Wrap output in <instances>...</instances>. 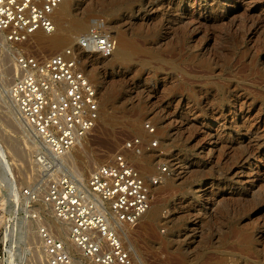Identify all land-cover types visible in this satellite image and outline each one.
<instances>
[{
  "label": "rangeland",
  "instance_id": "rangeland-1",
  "mask_svg": "<svg viewBox=\"0 0 264 264\" xmlns=\"http://www.w3.org/2000/svg\"><path fill=\"white\" fill-rule=\"evenodd\" d=\"M74 3L75 14L87 21L80 37L99 21L116 43L125 33L136 46L125 61L89 57L105 65L91 76L100 92V121L84 141V155L74 149L63 161L87 180L131 139L144 142L141 155H128L159 212L131 228L134 264H264V0ZM75 44L48 51L32 39L0 41V149L12 171L0 160V256L13 247L16 264L35 262L27 249L36 246V225L29 237L21 238L19 229L25 193L39 201L44 190L34 159L39 147L6 97L14 79L12 58L46 59ZM90 65L84 64L86 70ZM79 156L93 165L84 166ZM133 156L150 161V172ZM164 167L166 176L154 184ZM13 228L16 236L6 240ZM8 256L0 264H8Z\"/></svg>",
  "mask_w": 264,
  "mask_h": 264
},
{
  "label": "built area",
  "instance_id": "built-area-1",
  "mask_svg": "<svg viewBox=\"0 0 264 264\" xmlns=\"http://www.w3.org/2000/svg\"><path fill=\"white\" fill-rule=\"evenodd\" d=\"M66 1L0 0V41L18 45L38 31L53 33L55 12ZM114 50L111 35L102 22L94 21L74 46L50 58L25 54L12 58L14 79L6 97L16 119L26 126L39 147L34 159L44 190L39 201L35 193H25L23 220L33 221L37 231L36 246L30 250L33 264H82L71 257L66 244L47 226L35 222L38 217L33 210L37 203L68 226L69 240L88 264H134L126 231L146 214L151 198L147 182L128 154L141 155L144 142L131 139L124 151L112 162L95 168L87 180L75 176L63 163L100 121L98 91L87 75L83 56L109 59ZM146 128L154 133L150 126ZM167 172V167L160 169L153 183H160ZM2 253L1 262L9 251Z\"/></svg>",
  "mask_w": 264,
  "mask_h": 264
},
{
  "label": "bare ground",
  "instance_id": "bare-ground-1",
  "mask_svg": "<svg viewBox=\"0 0 264 264\" xmlns=\"http://www.w3.org/2000/svg\"><path fill=\"white\" fill-rule=\"evenodd\" d=\"M186 1H188V0H186ZM115 6H116V4H115ZM75 8H76V6L74 3V0H68V1L64 2L63 4H61L59 6V8L57 9V11L55 12V15H54V22H55V26H56L55 31L53 33H50V34L44 33L43 31H38L30 39L35 41V43H37L38 45L46 48L48 51H57V50H59V48L63 47L66 43H68L70 40H74L75 42H77L79 37H80L79 34L81 32H85V30L87 29V21H85L84 18H81V17L77 16V14H75V12H74ZM112 35H113V37L112 36L111 37L115 42V50L113 52L114 57L119 58L120 61L127 60L129 58L128 57L129 51H131L132 49L134 50L136 48L135 44L126 36L125 33L119 34L117 43H116V39L114 37V32H112ZM207 46L208 45H206V47ZM90 56H92L91 58L96 57V55H84L83 56V63L85 64V66H86V63L88 65L91 63V65L89 67H87L88 69L86 70V72H87V75L90 78V80H92L91 76L94 77V75H96V73L100 69H102V66H105V65L99 64V63H97V61H96V63H95V61H91V59H89ZM8 67H10V69H7V70L10 72L11 66H8ZM9 72H8V74H11ZM102 88H103V86H102ZM98 94H100V92ZM105 98L106 99L108 98L107 94H106ZM17 123L21 127H23L26 131H28V133H30L29 130L26 128V126L22 122L17 120ZM32 140H33L32 143L36 145L33 137H32ZM84 148L85 147H84V142H83L74 149H83L82 154L84 155V153L86 151V150H84ZM2 149H0L1 164L3 163L4 164L3 167L6 168L5 170L8 173H11L12 172L11 167H10L11 164L9 163L7 153L5 151H3ZM107 154L108 153H105L103 155L106 156ZM133 157H135L134 161L137 162V164L140 166L141 170L145 171L146 173L150 172V166H151L150 161H148L147 159L140 158L138 156H133ZM80 158H81L84 166L90 168L93 165V161H86L82 157H80ZM72 169L76 170V167L73 166ZM79 177H80V174H79ZM12 197H13V199H15V203L17 204V206H19L20 201H19L18 192L16 191ZM39 205H40L39 208L33 210V213H36L35 217L36 218L38 217L35 222L38 225L47 226L48 229L50 230V232L54 236L59 238L60 240L64 239V237H63L64 235H66V237L69 238L68 226L59 222L55 218L53 212L51 210L47 209V207L45 205H43V204H39ZM17 211H18V209H17ZM158 212H159L158 206H155V207L150 206L148 211L146 212V214L142 218H146L149 216L152 219H155L158 216ZM21 224H22V226L19 229V232L21 234L20 237L21 238L29 237L30 232H31L30 230H33L32 228L34 227V222L33 221L28 222L26 220H23L21 222ZM146 225H149V224L146 223ZM54 231H56V233ZM126 232H127V239H128V236L131 233V228H129ZM7 234L8 235H5L6 240L9 238H14L16 236L15 232H14V228L12 230L8 229ZM35 237H36V233H35ZM62 241L64 242V240H62ZM64 243L66 244L67 249L69 251V254L71 255L72 258L79 260L82 264H88L87 261L81 256L78 248L75 246V244L71 240H69V242H64ZM30 250H32V248L27 249V252H29ZM27 252H25V254ZM15 255H16L15 250L12 247V249L9 250L8 264H16V262L14 260Z\"/></svg>",
  "mask_w": 264,
  "mask_h": 264
}]
</instances>
